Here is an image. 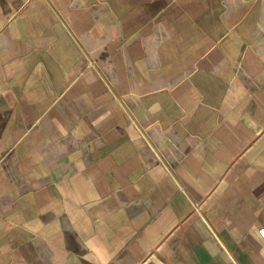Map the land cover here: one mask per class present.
Returning <instances> with one entry per match:
<instances>
[{"label": "crops", "instance_id": "obj_1", "mask_svg": "<svg viewBox=\"0 0 264 264\" xmlns=\"http://www.w3.org/2000/svg\"><path fill=\"white\" fill-rule=\"evenodd\" d=\"M264 0H0V264H264Z\"/></svg>", "mask_w": 264, "mask_h": 264}, {"label": "built area", "instance_id": "obj_2", "mask_svg": "<svg viewBox=\"0 0 264 264\" xmlns=\"http://www.w3.org/2000/svg\"><path fill=\"white\" fill-rule=\"evenodd\" d=\"M260 233H261V235H262L263 238H264V227H262V228L260 229Z\"/></svg>", "mask_w": 264, "mask_h": 264}]
</instances>
